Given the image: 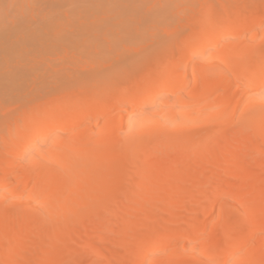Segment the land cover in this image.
I'll return each mask as SVG.
<instances>
[{
  "label": "bare ground",
  "instance_id": "1",
  "mask_svg": "<svg viewBox=\"0 0 264 264\" xmlns=\"http://www.w3.org/2000/svg\"><path fill=\"white\" fill-rule=\"evenodd\" d=\"M137 1L51 0V6L47 10L43 0H0V100L8 97L14 105L16 103L22 106V103L29 102L33 106L31 103L38 102L37 98L50 92L54 85L69 77L70 80L75 76L74 73L77 74L76 70L81 68L78 64L81 62L80 58L87 61L92 53H97L98 55L92 56L99 60L100 58L95 57H103L101 51L104 47V50L114 52L112 47H117L118 44H132L130 41L137 44V39L147 40L148 38L144 37H151V34L156 40L160 36L154 35L156 32L152 30L157 28L156 25L159 27V22L166 20L163 19L168 11L166 7L173 8L180 0L178 3L176 0H163L166 3H162L160 7L166 10L160 9L159 5H153L156 8L153 11L146 9V6L151 5H146L143 0ZM227 1L228 4L224 5L220 13L210 17L207 24L210 27L206 26L208 29L204 28L198 33L200 41L196 40L198 43L190 54L193 59L220 42L227 41L208 56L206 62L213 63L214 67L210 70L194 71L195 69L190 70V62H187L177 72L170 70L168 73L166 69L158 67L147 69L142 75L143 78L139 79V82L136 80L139 90L130 95L131 98H127H133L134 103L129 108H123L120 121L116 118L119 122H109L98 131L94 127L85 126L78 132L79 128L74 131L76 133H71L82 124L85 115L81 108L68 105L65 101L57 99L58 97H55L56 100L52 98L54 101L50 99L52 102L48 105L41 104L39 100V103H34V107L30 106L31 112L24 113L21 120L16 117V121L10 122L12 125L9 127L11 130L8 136L11 141L6 136V145L3 144L5 148L0 149V170L7 172L4 179L0 176V203L4 204L10 198L9 203L12 205L8 209L0 207V247L7 252L5 263L58 264L64 256L72 257L71 237L73 233H77L76 228L71 227L72 224L74 226L73 221L79 212H93L98 214V217H115L120 209L127 228L122 236L119 235L121 237L116 241L117 247L123 250L129 243L130 247L122 252L120 250L121 253L119 252L116 259L119 262L112 263L110 260V263L104 261L105 264H204L202 260L209 261L208 264H264V162L257 172L250 173L248 167L259 154L255 153L256 155L245 160L254 143L255 152L264 149V36L253 44L248 42L252 30L258 33L260 29H264V11L261 9L262 13L253 12L242 20V9L245 4L247 7L249 2ZM62 6H66V10ZM64 15L67 20H78L79 33L86 37L79 36L80 39H74L76 30L71 26H76V23H69L70 20L68 22ZM225 20H229V25L224 30L221 27ZM33 21L37 24L32 25ZM217 23L221 24L216 25ZM135 35L138 36L137 39ZM228 36L231 38L229 41ZM66 40H69L70 43H67L75 49L82 43L84 57H81V50L77 48L80 58H73V49L64 44ZM71 41L77 45H72ZM58 47L66 49L62 52L63 57L67 50L71 49L67 56L72 58L64 59H75L72 64L77 61V67L72 64L68 66L63 62L62 67H68L60 68L61 64H58L56 68L53 63L51 68L55 67L51 70V64L49 62L48 65L45 58L50 56L51 52L48 51L52 50L59 55L57 51L62 50ZM128 48L133 49L132 46ZM187 49L183 48L182 51ZM73 52L75 53V50ZM186 53L187 51L184 54ZM98 60L96 63L100 62ZM73 67L75 71L71 72L69 69ZM44 68L45 70H42ZM190 74L195 76L192 85L194 88L200 85V77H203L205 86L210 84L211 79L217 78L216 85L211 83L213 87L225 91L233 83H237L242 88L243 96L239 97L240 93L218 95L214 100L221 106H217L213 111L207 109L201 116L179 117L170 109L165 113L161 110L162 112L158 111L153 115L149 111L151 116H135L143 104L147 103L146 108L147 105H155L153 102H157L158 97L166 91L171 92L183 87L186 77ZM125 98L122 94L118 98H110L112 100L107 103L106 100L105 103L97 104L88 118L92 119L98 111L111 110L117 101H123ZM189 98L193 97L189 95ZM90 100L92 102V99ZM1 103L4 102H0L4 108ZM214 105L215 103L211 107ZM157 107L152 108L153 111ZM3 108L0 109L4 110ZM88 109L85 113L89 112ZM238 110L245 119L234 118ZM179 111L183 113L185 110ZM208 118L211 120L208 121ZM199 119L203 120L200 121L201 125L195 122ZM185 122L195 123L187 126ZM214 122L218 125L216 128L212 125ZM123 127H126L127 134L120 143L119 133ZM229 130L232 147L236 146L238 137H241L238 152L228 160L218 161L213 170L210 169V176H206V184L205 181H200V177L207 174L205 164L218 156L219 145ZM69 134L73 135L70 140L66 139ZM189 142H194L195 145L187 151L184 161L197 151L207 149L206 154L204 152L205 155L195 161L193 166H188L185 172L186 179L193 175L198 177L195 183L178 185L168 172L167 176L162 178L151 176L148 164L153 158L162 166L167 162L169 172L181 167L185 162L175 159L174 156ZM167 147H171L172 151L163 155ZM148 149L152 153H148ZM230 150L229 145L222 148L224 153ZM145 154L148 159L142 158ZM18 163L23 165L22 170L31 181L23 180L28 186L25 188H21L23 183L18 187L8 188L7 185L17 178L13 168H16ZM221 169L230 170V179L233 183L238 181L239 185L226 184L224 176L220 175ZM134 177L137 184L132 191L130 180ZM201 182L207 186L208 192L205 193V190L199 188ZM135 194L141 195L139 200L131 198ZM253 194L254 196H249ZM196 199L200 200L198 210L204 212L202 217H193L190 214L189 204L191 206ZM15 207L19 215L14 213ZM88 215L81 219H88ZM176 225L179 230L173 234L170 231H173ZM118 226L119 223H115L107 227L104 238L116 235L117 233H114L119 230ZM136 228H139L140 234L129 242V236ZM92 231L93 229L91 235L89 233L90 241L83 243V248H92V253L97 254L100 246L97 247V241H94L96 236H92ZM187 233L189 235L184 239L183 236L186 237ZM104 238L102 240H105ZM180 238H183L182 242L186 241L182 245L177 243L180 245L178 246L175 242ZM108 240L111 239H106ZM106 254L108 253L103 255ZM99 255L103 257L102 254Z\"/></svg>",
  "mask_w": 264,
  "mask_h": 264
},
{
  "label": "rangeland",
  "instance_id": "2",
  "mask_svg": "<svg viewBox=\"0 0 264 264\" xmlns=\"http://www.w3.org/2000/svg\"><path fill=\"white\" fill-rule=\"evenodd\" d=\"M43 1L45 2L44 5L46 4L45 5V7H47L46 9L49 10V8L51 6V2H50L51 0L50 1L48 0V2L46 0H43ZM143 1L146 3V5H151V6L145 5L147 7L146 9L153 11L156 9L153 7V5L155 7L157 5H159L158 7H160V5H162V3H166L169 0H165L166 2L163 0H143ZM177 1L178 0H176V2ZM173 2L171 1V3H173ZM246 2L247 3L249 2V3L247 5V7L245 4V7H243V9H242V12H241V19L242 20L245 19L247 16H249L253 12H255V13H256V11L261 12V9L264 11V0H246ZM225 4H228L227 0H180L178 5H176V3H175V6H173V8L172 7L170 8L168 6V8H170V9H168L166 7V9L168 11H166L167 13L165 12V17L163 16L164 17L163 19H166V20L162 19L164 22L161 20L162 24L159 22V27L156 25V27L158 29L156 28L155 30H152V31L156 32V33H154V35L160 36V37H158L159 39L157 38L155 40L154 38H156V37L154 36V38H153L152 37L153 34H151L152 39H150L151 37H148V36L144 37L145 36L144 35L143 37L145 39L148 38L147 40L137 39L138 36L136 37V35H135L134 37L137 39L136 42L139 43V41H141V40H144V42L141 41V43H139V44L138 43L133 44V41H130V43H132V44H129V42L125 43L127 46L128 45L132 46L133 49L128 48L129 46L125 47L126 45H124V43L122 44V46L120 44H118L117 47H112L113 50H115L114 52L104 50L105 49V47H104L103 50L101 51V53H102L101 55L103 57H105L104 60H102L103 57L101 58L100 55H99V57H95V58H100L99 60L98 59L97 60H98V62L100 61L102 64L100 62L96 63L97 60L94 59V56L98 55L97 53H92V54H94V56H92V54H91L90 57L88 56L89 60L86 59L87 61H94L95 63H89L87 61H83L82 58H80V57H79L80 58L79 59L78 56H79L80 52L76 51V50H78L77 48H79V50H81V57H84L83 53H85V52H83L82 43H80V46L75 49V48H72L73 46L70 47L71 44L67 43V42L70 43V41H69L70 39L66 40L64 42V44L66 43L67 48L69 45V47L73 49L72 52H71V49H68L69 51L67 50L66 54H64L65 56L63 57L62 52H64L66 50L65 48H64L65 50H62L63 48L60 47L62 50L61 52L56 48L58 50L57 53H59V55L56 54V52H52L54 50L48 51V53L49 52H51V53L49 54L50 56H47V59L45 58V61H48L46 63H48V65H49V62H50V64H51L49 66L50 68H51L53 63L55 64V66L58 64H61V66L59 65L60 68H66L69 65L71 66V64L74 63L75 59H73V60L68 59L66 61V59H67L66 57H70V56H67L68 52H71V56H73V58H77L81 61L78 63L81 68H78V70H76L77 74L74 73L75 76H72V78H73V79L71 78L72 80L71 79L69 80V78H70L69 77L66 79L67 81L63 80L64 82L57 83L56 85L53 86V88L51 89L50 92L43 95L44 97L40 96L37 99L40 100V103L42 102L41 104L48 105L50 102V99L52 101H54L53 99L56 100V98L58 97L57 99H61V100L65 101L66 103H68V105H72L74 107L77 106V108H81L82 113H84V115H85L84 119H83L84 122L81 121L82 124L79 125L78 127H76L75 130L71 131V133L72 132L76 133L74 131H76L79 128L77 130V132H78L80 129L84 128L85 126L92 127V128L94 127L95 130L98 131V130L103 129L107 125V123H109V122H114V123L116 122L117 123V121H118L117 119H119V121H120V117H121L120 113L123 111V108L124 109L129 108L133 105L134 99L132 98V100H130L127 98H129L130 95L134 94L135 92H137V90H139V87H138L139 85L137 84L136 80L139 82V79L143 78L142 75H144L143 73H145V71L147 69H149V68L154 69V68L158 67L160 69H163V68L166 69V72L168 71V73L170 72V70H171V72H177L180 69V67L182 68L184 66V64H186L187 62H190V65H189L190 70L195 69L194 71H201V70H205V69L210 70L211 68L214 67L213 63H208V62H206V60L208 59V56H210L211 52L213 53L214 51H216L217 49H220L222 47L225 40L222 41V43L220 42V44H218L214 47H211V49L209 48L207 51H205V53L198 54V56H195V58H193V59H192L190 54H191L192 48H194V46L197 45V43H198L197 41H200V39L198 38L199 37L198 33H200V31H202L206 26L210 27L209 25H207V24H209V21L211 19L210 17H212L213 15H215L217 13H220ZM62 7H64V6H62ZM151 7H153V8H151ZM230 7H232V6H230ZM64 8L66 10V6ZM143 9H145V7ZM160 9H164V8L160 7ZM166 9H164V10H166ZM143 14H146V13H143ZM72 16L75 17V15H72ZM64 18L67 20V17L65 15H64ZM75 19H77V18H75ZM68 20H70V19L68 18ZM38 21H39V19L37 18V22ZM72 21L74 23H76V26L75 25L71 26ZM72 21L70 20V22L69 21L68 22L71 23L70 26L73 27V29L75 27V30H76L75 32L77 34V37H75L76 36L75 33H74L75 35L74 36L72 35V36L74 37V39L75 38L80 39V37L82 35H80L79 30H78V28H79L78 27V24H79L78 20H77V22H75L76 20L74 21V19H72ZM228 21L229 20H225L222 22L221 29L222 28L224 30L227 29V27L229 25ZM35 24H37L36 21H33L32 25H35ZM218 24L220 25L221 23H217L216 25H218ZM70 26H69V28H71ZM152 28L153 27H151V29ZM205 29H208V28H205ZM216 29H219V28H216ZM253 31L254 30H252L249 33V37H248L249 44H253L254 41L261 40L262 39L261 37L264 36V34H263L264 29H260L258 33H255V31L254 32ZM138 35H141V34H138ZM147 35H148V32H147ZM87 36H89V35H87ZM83 37H86V36L84 35L81 38H83ZM143 37L141 36L140 38H143ZM230 39L231 38L228 36L227 40L229 41ZM157 40L160 42L158 43ZM225 42H227V41H225ZM72 45L76 46L77 44H73V42H72ZM62 46H64V45H62ZM64 47H66V46H64ZM109 48L111 49V46ZM183 48L184 49L189 48L186 50L187 51L186 54H184L186 52L185 50L182 51ZM116 49H120V50L116 51ZM74 50H75V53L77 56H75V53L73 52ZM69 55H70V53H69ZM184 55H186V56H184ZM64 58H66V59H64ZM70 58H72V57H70ZM90 58H92L93 60ZM113 58H115V59H113ZM187 58L188 59L191 58V59H189V61H188ZM70 60H72V61H70ZM84 60H85V58H84ZM192 60L194 61L193 63L191 62ZM63 62H65L64 64L67 63L66 65H68V66L62 67V65H64ZM75 62L77 64V61H75ZM76 64H74V65L72 64V65L75 66ZM103 64H105V65H103ZM45 65H43V66H45ZM82 65L84 66V68H82L83 67ZM54 67H52V68H54ZM75 67H77V66H75ZM52 68H51V70H52ZM56 68H58V67L56 66ZM73 69H74V67L72 69H69V70H71V72H72ZM42 70H45V68ZM66 70L68 71V68ZM63 71H64V69H63ZM74 71L75 70H73V72ZM193 81H195V76H194V74H190L188 77H186V80H185L183 87H180L177 90L171 91V92L166 91L165 93H163L164 95L163 94L161 95L162 97L161 96L158 97L157 102L156 101L153 102V103H155V105L150 104V105H147V108H146L147 103L145 105L143 104L145 107L142 105L141 108L137 110L135 116L139 117L143 114L151 116L149 111L152 112V115L158 111L162 112L161 110H163L162 113H165L167 111V109H170L171 111L173 110L174 114L179 115V117H181V115H184V116H188V115L201 116L203 111H205L207 109L210 111H213L217 106L218 107L221 106V105H219V103H217L216 100H214L217 98L218 95H233V94L239 95V93H240L239 97L243 96L242 88L237 83H233L232 86H230V88L225 89V91H224L219 87H215V86L213 87V85H216L215 83L217 81V78L211 79L209 81L210 84H208V86H205V85H203V77H200V80H199L200 85L196 88H194L192 86L194 84ZM211 83L213 85H211ZM209 88L211 91L208 90ZM133 90H136V91H133ZM122 94H124L126 96L125 100L117 101V103L114 105V107L111 108V110H108L106 112L98 111L96 114L93 115L92 119L88 118V117H90V115H92L91 111H93V108L97 104H101L103 102L105 103L106 100H107L106 101V103H107L112 99L118 98ZM192 94H194V95H192ZM189 95L192 96L193 98H189ZM110 98H112V99H110ZM90 99H92V102ZM4 100H0V102L1 101L4 102V103H1L4 105V108L0 105V108L4 109V110L0 109V116H1L0 117V120H1L0 121V145L2 144L0 146V149L5 148V147H3V144L6 145V142H5L6 140H4V139H6V136H7L8 140H10L9 139L10 136H8V135H10L9 131L11 130V129H9V127L11 128L10 125H12V123L10 124V122L16 121V117L18 118L17 120H21L20 118L23 117L24 113L28 114L31 112L30 109L32 107H34V103H39V100H38V102L35 101V102L31 103V104H33V106L30 105V103L28 102L29 105L27 103L26 104L22 103L23 104L22 106H20V104L19 105L17 104L18 107H16L17 106L16 103H15V105L13 103H11L12 101L9 100L8 97H5ZM180 100H182L183 102H181ZM89 102H91V103H89ZM159 103H160V106H159ZM214 103H215V105L213 107H211V105H213ZM8 105H10V106H8ZM38 105H40V104H38ZM153 105L155 107L159 106L156 109H158V108H160V109H158V110L155 109L153 111V109L155 108ZM30 106H32V107H30ZM126 106H128V107H126ZM9 107H11V109ZM87 108H89L90 110L88 109L89 112L85 113V111H87ZM150 108L151 109L153 108V109L150 110ZM178 108L182 111L183 110H185V111L182 113L181 111H179ZM1 111L4 113L6 112V114H4V113L2 114ZM146 111L149 114H147ZM8 112H11V113H8ZM139 112H140V114H138ZM7 113H8V115H7ZM109 118H110V120L113 119V121H110ZM234 118L236 120L245 119L244 117H241L239 110H238V112H236ZM210 120L211 119L208 118V121H210ZM200 121H203V120L199 119L195 122H197V125H201ZM21 122L22 121H20V124H21ZM195 122H192V123L191 122L190 123L185 122L184 124H186L187 126H191ZM212 125L214 128H216L218 126L217 123H215V122ZM15 128H17V127H15ZM122 134H123V136H122ZM126 134H127L126 127H123V129L120 130V133H119L118 141L120 143L124 141ZM174 134L175 133H173V135ZM72 136H73L72 134H69L66 139L70 140L72 138ZM229 138H230V130L224 134L222 142L219 145L220 151L218 153V156L209 160V162H207L205 164L206 168H207L205 173H207V174L206 175L204 174L205 176L203 175L202 176L203 178L200 177L201 178L200 181H205V183L207 184L206 181L208 179H205V178L207 175L210 176L211 170H213V168L215 167L214 165L220 160H223V159L228 160V159L232 158L235 155L234 153L238 152L241 137H238V141L236 142V146H234V147H232V144H231ZM194 145H195L194 142L193 143H190V142L187 143L183 147V150L181 152H179L178 154L176 153L174 158L176 157L175 159H180V161H181V159L183 160V158H185L184 156H186V154H187V151L191 147H193ZM228 145H229L231 150L224 153L222 151V148L228 147ZM254 145H255V143L252 145V147L250 149V154L248 155V157L245 158V160H246V159L250 158L251 156H254L255 153L259 154L258 158L254 161V163H252L248 167V171L250 173L257 172L259 170V168L261 167L260 165H262L261 163L264 162V149L259 151V152H255L253 150ZM149 150L150 149H148L146 151H149ZM233 150H234V152H233ZM146 151H145V153H147ZM167 151H169V153H170L172 151V148L167 147V149H165L163 151V155H167V154H164V153H168ZM205 151L207 152V149L206 150L204 149L202 151L201 150L197 151L192 156H190L189 159H187L188 161L183 160L185 163H182L181 167L175 169L173 172L168 171L169 164L167 162H165L166 164L164 163L162 166L161 164L159 165L158 162H157L158 164L156 163V161H157V160H155L156 158H153L154 160H152V162L150 164L147 163L149 165L150 174H151V176H153L155 178H162L164 176L166 177L167 172H168L170 174V176H172V180L175 183H177L178 185L184 186L185 184L187 185V184L195 183L198 180L197 179L198 177L196 178L193 175L192 177H189L188 179H186L184 175L186 174L185 172L187 171L188 166L189 167L193 166L196 163L195 161H198V159L201 156L206 154ZM160 152L161 151H159V154H160ZM204 152H205V154H204ZM148 153H152V151L150 150ZM146 155L147 154L143 155L144 157H142V158L148 159V157H146ZM147 159H143V160H147ZM21 166H23V165L22 164L20 165L18 163L17 165H15L16 168H13V170L14 169L16 170V171L14 170V173L17 174V178H16V180H13L11 182L12 184L10 183L11 185L10 184L7 185L8 188H13V186L18 187L22 183L23 184L21 185V188L28 187L27 184L25 185L24 183H25V181H27V180L29 181L30 179L26 178L25 173L22 170ZM19 171L21 174L19 173ZM221 171H220V175L224 176V178L226 180L225 183L231 185L233 183L232 179H230V178H232L231 177L232 176L231 171L227 170V169L226 170L221 169ZM249 172H247V173H249ZM6 173H7L6 171L3 172V170H0V176H2L3 179L5 178L4 176L7 175ZM23 180H25V181H23ZM201 183H202V185L200 184L199 188L201 190H205V191H203L205 193L208 192L207 186L205 187V184L203 182H201ZM136 184H137V181L134 177V179H132V181L130 180V189H132V191H133V189L135 190ZM233 184L239 185V182L237 181V183H236V181H235V183H233ZM201 186H202V188H201ZM29 188H31V187L29 186ZM147 194H145V195H147ZM140 196H138V194L137 195L135 194V195H132L131 198L134 200L135 199L139 200ZM249 196L252 197V196H254V194L249 195ZM249 196H247V197H249ZM125 200L129 201L126 198H125ZM7 201H5L4 204L0 203L2 205V206L0 205V207L1 208L4 207L6 209L12 207V205L9 203L11 201L10 198H9V200L7 199ZM199 201H200L199 199H196V201H193L194 203L193 202L191 203V206L189 204L190 214H191V216L193 215V217H199L202 214H204L203 211H201L200 209L198 210V205H199L198 203H200ZM13 210H14L15 214L19 215L17 207H15ZM120 211L121 210L119 209L118 216L116 215L115 217H105V216L98 217V214L93 213V212H89L90 215H88L89 213L79 212L80 215L78 213V215H77L78 217L76 216V219H74V221H73L74 226L72 224V227H71L74 229L76 228L75 232L77 233V234L73 233V235L71 237L72 246H70V247H72L71 248L72 249L71 250L72 257L70 255H68L69 257L64 256V259L61 261L62 263L60 262L58 264H105V263H107V261L110 263V260H112L111 261L112 263L119 262V261H116V259L119 256L118 254H120L122 251H125L124 249L128 250V246L130 245V243L127 244V246L125 248H123V250H121V249H119V247H117V243H118V242H116V241H118L117 239H119L122 236V233L124 232L125 228H127L126 227L127 224L124 223L125 221H124V218H123L122 214L120 213ZM84 214L88 215V219H86V220L81 219L82 217L85 216ZM95 215H97V217ZM99 216H100V214H99ZM204 216H203V218H204ZM115 223L116 224L119 223V225H120V226H118V228L120 227L119 230H116V232L114 233V234H116V233L117 234L113 235L111 238H108V237L104 238V236H105V235H103L105 233L104 231L107 229V227H110V226H112V224H115ZM125 224H126V226H125ZM84 225H85V227H84ZM91 228L96 233L95 234L92 231L93 232L92 236H96L95 237L96 240H94V241H95V243L97 241V243H96L97 247L100 246L98 252H101V253L97 252V254H95L96 253L95 251L97 248L94 251L95 253H92L93 252L92 250H94L92 248L87 249L85 247V249H87V250H85L83 248L85 246L86 242L90 241L89 236L91 235V230H92ZM74 229H72V230H74ZM178 230H179V227H178V225H176V227H174L173 231H170V232H172L173 234H176ZM160 232L163 234L166 233V231H160ZM89 233H90V235H89ZM158 233H159V231H158ZM167 233H169V232L167 231ZM120 234H121V236L119 237ZM138 234H140V230H139V228H136L131 233V235L129 236V242H132L131 239L133 240V239H135V237H138ZM188 235H189V233L186 234V237L183 236V238L186 239L188 237ZM101 237H103L105 240H102L103 238L101 239ZM88 238H89V240H87ZM183 238H180V240L176 241L175 244L178 246H180L179 244L182 245V243H184L186 241V240H184V242H182L181 239H183ZM204 238H206V237H203V239ZM92 239H94V238H92ZM106 239H111V240L106 241ZM198 239H200V236L198 237ZM207 239H208V236H207ZM202 240H200V241L203 242ZM209 240H210V238H209ZM197 242H198V240H197ZM83 243H85V244H83ZM177 243H179V244H177ZM1 247H0V261L2 263H0V264H9V263H5V262H7V258H6L7 252L5 253V250L2 249ZM105 247L107 250L105 249ZM107 247H109V248H107ZM120 250H121V252H120ZM105 253H108V254H106V256H105V255H103ZM99 254H102L103 257L100 256ZM108 256H109V258H108ZM106 257L108 260L106 259ZM199 260H201V259L199 258ZM104 261H105V263H104ZM201 262L204 264H208L209 261H205V260L203 261L202 260Z\"/></svg>",
  "mask_w": 264,
  "mask_h": 264
}]
</instances>
